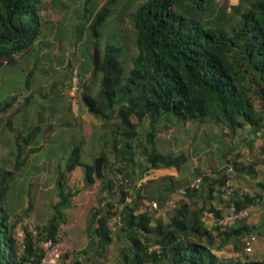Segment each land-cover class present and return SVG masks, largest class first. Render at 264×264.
I'll return each instance as SVG.
<instances>
[{
	"label": "trees",
	"instance_id": "1",
	"mask_svg": "<svg viewBox=\"0 0 264 264\" xmlns=\"http://www.w3.org/2000/svg\"><path fill=\"white\" fill-rule=\"evenodd\" d=\"M116 2L109 0L96 11L88 27L87 51L101 86L96 97L85 94L82 98L90 114L109 128L101 138L116 152V161L111 166L104 144L94 164H84L81 144L75 145L65 171L57 179L60 200L54 205L55 214L45 226H35V235L26 226L17 229L18 220L9 204L14 172L0 167V264H38L44 256L43 243L60 242L63 211L71 202L65 175L79 166L87 183L99 178L102 195L115 192L120 205L115 210L114 200L101 198L91 214L88 246L83 254L94 247L93 258L98 259L106 256L108 246L118 244L113 264H264V258L250 256L255 243L251 252L245 251L246 237L253 234L248 224L239 221L222 228L217 221L228 211L199 203L204 194L211 197L216 191L220 193L233 174L224 173L216 181L200 177L198 187H192V183L177 185L172 175L142 182L151 168L179 170L184 158L162 153L152 132L146 134L143 144L136 132L138 123L133 120L147 118L152 129L159 123L209 121L230 137L238 136L248 126L263 129L264 0H238L235 5L225 4L214 15L210 13L212 0L140 2L131 14L136 53L126 72L121 60L123 47L118 41L106 44L102 51L99 48L101 29ZM43 10L44 0H0V71L13 64L16 57L34 51L43 36ZM259 102L261 109H257ZM12 103V98L0 100V112ZM7 128L13 129L12 118ZM137 149L142 157L138 175L114 168L121 163L119 155L132 163ZM234 167L240 173H256L252 164L234 162ZM177 188L183 191L184 202L164 217H157L153 199L161 207ZM235 191L225 199L226 210L230 203L237 210L255 204L253 196ZM145 200L151 201L149 207ZM207 217L213 226H208ZM63 256L64 252L62 264ZM74 264L84 263L76 260Z\"/></svg>",
	"mask_w": 264,
	"mask_h": 264
},
{
	"label": "rangeland",
	"instance_id": "2",
	"mask_svg": "<svg viewBox=\"0 0 264 264\" xmlns=\"http://www.w3.org/2000/svg\"><path fill=\"white\" fill-rule=\"evenodd\" d=\"M108 1L44 0L41 13L44 31L34 51L16 57L13 64L0 71V100L13 99L12 106L0 112V167L14 172L9 204L16 215L14 219L18 220L17 229L43 227L52 219L54 205L60 200L57 179L65 171L66 160L75 145L81 144L84 164L93 165L104 144H107L111 166L116 161V152H112L110 144L101 138L109 128L105 129L103 122L90 114L82 103L85 94L96 97L101 86L86 44L93 15ZM142 1L117 0L111 17L101 29L100 50L106 44L118 41L123 47L121 60L125 72L136 53L131 14ZM237 3L238 0H212L210 13L214 15L225 4ZM88 48L91 55L93 48ZM261 108L262 104L257 103V109ZM10 118L12 130L7 128ZM133 120L138 123L136 132L143 144L146 134L152 132L162 153L184 158L179 170L151 168L142 182L169 173L177 175V185H187L205 176L216 181L232 166L234 173L230 181L234 187L245 194H250L248 192L253 189L264 195V128L260 138L246 148L247 137L226 136L209 121L176 125L159 123L152 129L147 118L141 122L135 117ZM251 128L248 126L247 130ZM30 135L33 137L29 138ZM119 158L121 163L115 169L122 167L125 173L130 170L139 174L138 164L142 160L139 149L132 163L121 155ZM234 162L252 164L255 175L236 171ZM115 175L112 178L116 181ZM65 176L71 202L63 211L64 218L59 226L63 263L74 264L78 260L84 264H113L118 244L108 246L106 256L98 259L93 258L97 248L91 247L87 255L82 252L88 246L87 227L92 212L99 207L103 196L109 199L108 202L114 200V209L119 210L118 196L108 191L102 195L99 178L92 184L87 183L81 166ZM153 201L159 203L156 199ZM150 202L145 200L144 203L149 207ZM182 202L184 195L177 188L167 203L161 207L158 204L155 215L164 217ZM262 215L264 217V209ZM110 226L115 232L114 221ZM250 256L264 258V236L255 243Z\"/></svg>",
	"mask_w": 264,
	"mask_h": 264
},
{
	"label": "built area",
	"instance_id": "3",
	"mask_svg": "<svg viewBox=\"0 0 264 264\" xmlns=\"http://www.w3.org/2000/svg\"><path fill=\"white\" fill-rule=\"evenodd\" d=\"M227 173H229L230 175L234 173L232 166L228 167ZM200 183H201V178L195 180L191 186L198 187ZM221 191L225 199H230L232 196L236 194V191L233 188L230 180H226V182L221 187ZM152 206L154 209L158 208V205L155 202L152 203ZM227 211L228 212L217 221V225L222 228L233 227L237 222L244 221L246 218L249 217V209L237 210L236 206L233 203H230ZM28 229L34 235L36 234V229L34 226H29ZM256 240H257L256 234H250L246 237L245 240L246 252L252 251L253 245L256 242ZM43 248H44V256L38 264H62L63 249L61 247L60 242H56L52 240L46 241L43 243Z\"/></svg>",
	"mask_w": 264,
	"mask_h": 264
},
{
	"label": "crops",
	"instance_id": "4",
	"mask_svg": "<svg viewBox=\"0 0 264 264\" xmlns=\"http://www.w3.org/2000/svg\"><path fill=\"white\" fill-rule=\"evenodd\" d=\"M262 131H263L262 129L251 128L250 130H247L246 128L245 130L241 131L238 134V136L240 138L247 137V140H245L246 141L245 146L246 148H249L254 144L255 140L260 138ZM167 175H172L174 177L177 176L174 173H169ZM233 188L237 190L241 195L243 194V192L238 190L236 187L233 186ZM248 193H250L249 195L253 196L256 199V201H255V204L249 209V217L246 218L244 222L252 228L253 234L257 235V240H256L257 242L258 239L264 236V217L262 215L263 209H264V195L259 194L258 191L253 190V189H251L250 192ZM198 200L201 206L205 205L207 208H214L216 210L227 212L226 202H225V198L223 197L221 188H220V193L216 191L212 194L211 197L207 194H204ZM213 224L214 222L212 220L208 221L209 227L213 226Z\"/></svg>",
	"mask_w": 264,
	"mask_h": 264
}]
</instances>
